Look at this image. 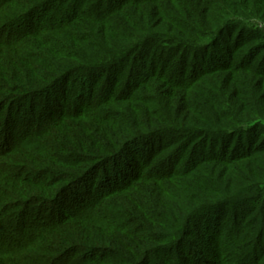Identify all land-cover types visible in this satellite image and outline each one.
<instances>
[{
    "label": "trees",
    "instance_id": "obj_1",
    "mask_svg": "<svg viewBox=\"0 0 264 264\" xmlns=\"http://www.w3.org/2000/svg\"><path fill=\"white\" fill-rule=\"evenodd\" d=\"M260 23L264 0H0V264H264Z\"/></svg>",
    "mask_w": 264,
    "mask_h": 264
},
{
    "label": "rangeland",
    "instance_id": "obj_2",
    "mask_svg": "<svg viewBox=\"0 0 264 264\" xmlns=\"http://www.w3.org/2000/svg\"><path fill=\"white\" fill-rule=\"evenodd\" d=\"M258 26H259V28H261V29L264 30V24L260 23ZM13 239H14V237L12 236V237H10V238H7L6 241H11V240H13Z\"/></svg>",
    "mask_w": 264,
    "mask_h": 264
}]
</instances>
